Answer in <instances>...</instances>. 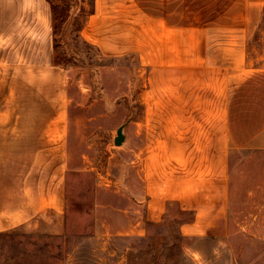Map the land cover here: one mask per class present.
Here are the masks:
<instances>
[{"label":"crops","instance_id":"crops-1","mask_svg":"<svg viewBox=\"0 0 264 264\" xmlns=\"http://www.w3.org/2000/svg\"><path fill=\"white\" fill-rule=\"evenodd\" d=\"M139 12L138 32L123 44L130 47L133 36L140 58L151 56L157 64L154 86L161 103L146 106L148 115L139 123L141 166L124 171L137 172L138 182L124 176L121 211L105 220L94 217L88 239L128 241L166 218H177L182 237L221 240L239 209L251 208L253 214L254 208L264 209V184L257 183L264 169L252 161L264 157V69L244 70L240 42L229 60L226 48L211 57L205 40L196 41L195 33L194 39L186 36L176 25L158 23L148 41L147 11ZM24 18L26 26L20 25ZM36 42L48 68H57L48 2L0 0V67L22 63V44L23 54L34 57ZM5 79L11 85L0 86V241L16 230L39 234L36 242L46 243L40 252L30 244L24 247L29 259L70 264L74 249L62 261L50 246L66 231V164L62 152H52L64 143L59 107L38 100L19 104L18 74ZM212 82H218L217 93ZM8 97L13 98L9 103ZM9 130L14 135L6 137ZM241 178L252 183L240 185ZM98 204L95 216L104 209ZM3 257L0 243V264Z\"/></svg>","mask_w":264,"mask_h":264},{"label":"rangeland","instance_id":"rangeland-1","mask_svg":"<svg viewBox=\"0 0 264 264\" xmlns=\"http://www.w3.org/2000/svg\"><path fill=\"white\" fill-rule=\"evenodd\" d=\"M54 4L60 66L48 68L45 52L36 42L34 57L23 54L27 49L22 44V63L12 69L0 67L2 88H10L6 76L18 74L19 104L38 100L55 105L65 127L59 131L64 143L52 151L62 152L67 172L66 231L50 244L54 258L60 260L74 249L70 264H264V209L259 208H254L255 214L248 207L239 209L235 224L221 240L182 237L177 218H166L150 226L144 236L128 241L88 239L94 217L105 220L107 214L117 216L121 211L124 176L138 182L137 172L124 171L129 167L138 171L141 166L139 123L148 115L146 106L161 103L154 86L157 64L151 56L140 58L134 46L132 33L138 32L134 28L140 23L139 10L147 11L148 41L156 32L154 26L163 23L178 26L179 32L193 39L195 33L196 41L205 40L211 57L226 48L229 60L240 42L244 70L250 72L264 69V0H54ZM58 15L64 17L62 24ZM20 25H27L25 18ZM242 27L245 31L238 32ZM129 34L133 35L130 47H124ZM25 89L37 93L28 94ZM211 89L217 93L218 82H212ZM12 99L8 97V103ZM213 101L217 102V96ZM121 125L125 139L121 146H114ZM11 135L14 132L9 130L6 137ZM252 161L264 169V157ZM250 179L241 178L239 184H250ZM259 181L264 184V177ZM97 203L104 209L95 216ZM23 231L6 234L0 241L3 264L40 260L29 259L23 248L30 244L40 252L46 242H36L39 234Z\"/></svg>","mask_w":264,"mask_h":264},{"label":"trees","instance_id":"trees-1","mask_svg":"<svg viewBox=\"0 0 264 264\" xmlns=\"http://www.w3.org/2000/svg\"><path fill=\"white\" fill-rule=\"evenodd\" d=\"M46 2H48L50 9H51L52 50H53V61L52 62L54 66H60L59 64L60 58H59V54L57 53L59 49V42H58L59 29L57 25L54 23L55 4H54V0H46ZM58 19H59L60 24L64 22L63 15H58Z\"/></svg>","mask_w":264,"mask_h":264},{"label":"water","instance_id":"water-1","mask_svg":"<svg viewBox=\"0 0 264 264\" xmlns=\"http://www.w3.org/2000/svg\"><path fill=\"white\" fill-rule=\"evenodd\" d=\"M124 125H121L116 130V136L113 139L114 146H121L124 142Z\"/></svg>","mask_w":264,"mask_h":264},{"label":"clouds","instance_id":"clouds-1","mask_svg":"<svg viewBox=\"0 0 264 264\" xmlns=\"http://www.w3.org/2000/svg\"><path fill=\"white\" fill-rule=\"evenodd\" d=\"M193 255H196L195 253H193Z\"/></svg>","mask_w":264,"mask_h":264}]
</instances>
